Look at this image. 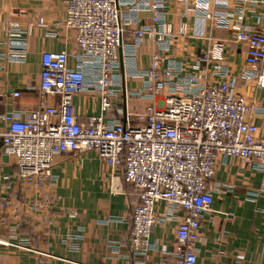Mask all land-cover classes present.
I'll return each mask as SVG.
<instances>
[{"label":"built area","instance_id":"2783aa9c","mask_svg":"<svg viewBox=\"0 0 264 264\" xmlns=\"http://www.w3.org/2000/svg\"><path fill=\"white\" fill-rule=\"evenodd\" d=\"M166 3L65 0L60 23L75 32V52L43 51L38 83L42 94L56 96L58 101L42 100L22 114H1L0 138L3 153L15 160L16 178L39 192L53 182L54 155L66 151L92 152L110 169H121L123 180L137 194L129 217L132 255L141 260L157 250L149 241L152 228L174 222L175 248L161 249L162 259L166 264H195L198 244L205 239L200 224L210 211L213 193L230 189L213 181L216 167L220 161L236 159L264 170V126L247 115L249 105L236 91L235 77L223 65L218 45L201 51L195 62L196 68L201 61L216 63L211 77L205 68L182 74L162 66V55L175 36L162 16ZM141 10L151 15L139 25L134 15ZM205 16L210 17V12L206 10ZM8 26L9 49L23 52L15 39L28 34L29 28L26 33L15 23ZM229 29L234 41L246 44L245 67L240 73L243 85L264 88V23L247 29L235 19ZM127 32L133 34L132 42L127 41ZM144 38L159 49L144 71V85L132 94L148 103L142 114H136L137 123L128 113L124 121L109 118L107 111L122 80L120 62L125 73H137L131 67ZM71 58L74 65L69 64ZM86 92L97 95L100 113L83 122L73 112L72 98ZM29 205L35 209L41 201L33 199ZM7 207L10 201H0V209ZM258 211L264 217V205ZM6 223L7 218L0 217V224ZM2 242L25 248L20 242Z\"/></svg>","mask_w":264,"mask_h":264},{"label":"crops","instance_id":"0c3cea01","mask_svg":"<svg viewBox=\"0 0 264 264\" xmlns=\"http://www.w3.org/2000/svg\"><path fill=\"white\" fill-rule=\"evenodd\" d=\"M166 4L162 16L175 36L162 55V66L182 74L205 68L211 77L216 63L201 61L196 68L195 62L201 51L218 45L223 65L235 77L236 91L249 105L247 115L264 126V88L243 85L240 73L245 67L246 44L234 41L229 29L235 19L247 29H256L264 23V3L167 0ZM206 10L210 17L205 16ZM64 15L65 0H0V115L22 114L42 100L58 101L56 96L42 94L38 83L43 51L75 52V32L60 23ZM150 15L141 10L134 17L140 25ZM9 23L24 32L29 28L28 34L15 39L23 52L9 49ZM132 38L127 32V41ZM158 49L150 38L141 41L131 67L137 73H125L120 62L122 80L107 111L109 118L124 121L128 113L132 122H138L136 114L144 112L148 100L132 91L144 85V71ZM69 64L74 65L72 58ZM15 91L19 94L13 95ZM72 106L83 122L100 113L99 98L92 93L73 96ZM2 127L0 119V132ZM15 171V160L3 153L0 138V201L11 203L0 209V217L7 218L6 224H0V264H166L161 249L175 248V223L171 222L152 228L149 241L157 250L141 260L132 255L129 217L137 194L123 180L121 169H110L92 152L54 155L53 182L40 192L17 179ZM212 179L230 189L213 193L210 211L200 224L205 239L198 244L195 264H264V217L258 211L264 205V170L230 159L218 163ZM33 199L41 201L35 209L29 205ZM2 240L20 242L25 248L4 245Z\"/></svg>","mask_w":264,"mask_h":264}]
</instances>
